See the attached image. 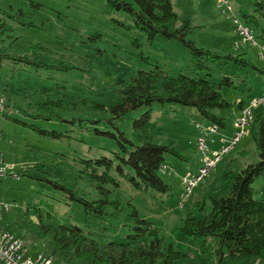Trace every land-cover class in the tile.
Instances as JSON below:
<instances>
[{
	"label": "rangeland",
	"instance_id": "obj_1",
	"mask_svg": "<svg viewBox=\"0 0 264 264\" xmlns=\"http://www.w3.org/2000/svg\"><path fill=\"white\" fill-rule=\"evenodd\" d=\"M172 1L179 25L188 19L194 27L189 39L198 48L224 56L244 54L264 71L262 32L247 24L243 17L254 14L251 0H227L229 17L217 0ZM12 8L14 12L25 13L26 24L10 21L12 32L3 53L25 57L35 64L5 62L1 69L0 96L18 113L0 119V150L9 169L0 179V230L23 241L32 258L40 254L49 256V240H37L27 227L38 224L41 214L48 225H78L99 245L123 242L134 227L131 201L141 218L160 229L163 248L173 246L185 255L181 264H213L216 241L185 236L181 230L183 220L188 214L197 219L208 216L212 210L209 197L220 190L224 174L260 161L255 137L264 129V104L252 109L254 125L189 196L183 178L188 174L197 176L204 157L198 144L201 136L197 124L209 128L210 123L192 107L153 104L152 122L158 124V143L176 149L184 157L166 156V169L161 171V177L173 189L166 195L152 190L117 192L114 199L120 201L121 210L108 207L111 216L104 219L87 216L79 203L52 183L84 189L90 199L98 197L87 181H77L75 159L114 158L121 151L118 131L103 120L110 117L105 111L118 103L122 87L131 86L139 72L157 68L171 78L181 74L203 77L205 73L195 70L196 58L181 42L160 37L149 41L126 14L109 10L105 0H0V10L9 12ZM235 18L253 32L256 44H243L244 37L236 29ZM261 25L264 27V22ZM211 67L216 83L227 76L233 78L237 87L222 90L225 100L234 107L231 111L217 112L226 118V127L219 128L218 135L213 137L215 150L221 151L223 142L230 146L239 132L235 125L242 113L239 104L242 102L247 110L252 100L264 96V74L248 70V79L242 82L235 78L231 63L219 62ZM149 109L128 114L122 121H115L116 126L136 143L133 122ZM22 112L55 118L42 126L63 133L64 137L48 140L34 136L11 120L30 121ZM253 187L264 198V176L256 179ZM57 263L80 264L65 260Z\"/></svg>",
	"mask_w": 264,
	"mask_h": 264
},
{
	"label": "trees",
	"instance_id": "obj_2",
	"mask_svg": "<svg viewBox=\"0 0 264 264\" xmlns=\"http://www.w3.org/2000/svg\"><path fill=\"white\" fill-rule=\"evenodd\" d=\"M105 2L109 10L126 14L149 41L152 42L160 37L165 41L181 42L195 56V70L205 75L189 77L181 74L177 78H171L159 68L156 71L139 72L131 86L122 87L118 103L107 107L105 113L110 117L103 122L105 121V125H112L118 131L121 151L117 152L114 158L102 156L85 159L82 156L75 159L77 181H87L96 190L98 197L90 199L84 189H73L52 183L70 200L79 203L87 216L100 219L111 216L108 207L121 210L120 201L114 199L117 192L148 193L152 190L160 195H166L173 189L161 177V171L166 168V156L180 159L184 157L176 149L158 143V124L152 122L153 104L192 107L197 110L200 118L210 125L224 129L226 118L219 116L217 112L231 111L234 104L225 100L222 90L237 89V87L233 78L227 76L220 83H216L211 64L219 62H224L225 65L233 64L235 78L242 82L248 79V70L254 69L264 74V71L249 62L244 54L224 56L198 48L189 39L194 27L188 19L179 25L180 20L175 13L172 0H132V2L105 0ZM251 2L254 14L243 17L247 24H253L262 32L260 38L264 41V27L261 25V22H264V0H251ZM25 17L22 10L14 14L0 10V75L5 62L35 64L25 57L3 53L6 39L12 32L10 21L25 25ZM3 93L6 95L7 90ZM242 104V102L239 104V108H242ZM145 107L150 109L133 122L137 137L135 143L116 126L115 121L120 122L128 114ZM22 114L30 121L11 120L34 136L48 140H60L64 137L63 133L42 126L43 122H51L55 118L26 112ZM84 121L87 120H81ZM107 136L116 138L114 134ZM255 143L260 161L248 165L241 171H229L224 174L220 190L209 197L212 210L208 216L197 219L192 214H188L183 220L181 230L185 236L216 241V260L213 264L264 263V198L262 193L257 192L253 187L256 179L264 176V129L258 137H255ZM212 148L215 150L214 145ZM257 194L260 197L257 198ZM129 206L132 209L134 227L123 242L99 245L95 240L87 237L78 225L70 223L48 225L43 222L42 214L38 215L40 218L38 224L31 222L30 224L33 225L27 227L33 230L37 240L43 238L49 240V244L47 243L49 257L53 258L56 264L59 260L69 263L79 261L80 264H181L185 255L176 251L173 246L163 248L160 229L150 220L141 218L131 201ZM202 207L203 205H200V208Z\"/></svg>",
	"mask_w": 264,
	"mask_h": 264
},
{
	"label": "built area",
	"instance_id": "obj_3",
	"mask_svg": "<svg viewBox=\"0 0 264 264\" xmlns=\"http://www.w3.org/2000/svg\"><path fill=\"white\" fill-rule=\"evenodd\" d=\"M217 1L219 6L224 8V15L229 17V12L231 10L228 6V1ZM234 22L237 25V31L240 32L244 37L243 44H256V38L254 37L253 32L247 26L242 24L237 18L234 19ZM262 57H264V54H262ZM262 104H264V96L262 98L252 100L250 107L247 110L242 109V113L240 114L241 116L235 120V125L239 132L232 140V144L230 146H227L226 142H223L224 147L221 149V151L214 150L212 148V145L215 143V139L213 137L218 134L219 128L213 125H210L209 128H203L201 124H197L199 131L202 134L200 135L201 137L198 140V144L204 157L202 166L200 167L197 176L193 177L191 174H188L183 178V184L186 186L187 196H189L193 189H195L199 183L208 176L212 169L218 166L223 155L235 147L239 140L247 133L248 128L254 123L252 109ZM17 113L18 110L8 106L6 104L5 98L0 96V119L10 117ZM1 136L2 130L0 128V138ZM8 170L9 169L4 162L3 152L0 150V179L8 172ZM28 253L29 249L23 241L16 240L8 232L0 230V264H56L54 259L49 256L41 254L37 258H32L28 256Z\"/></svg>",
	"mask_w": 264,
	"mask_h": 264
},
{
	"label": "crops",
	"instance_id": "obj_4",
	"mask_svg": "<svg viewBox=\"0 0 264 264\" xmlns=\"http://www.w3.org/2000/svg\"><path fill=\"white\" fill-rule=\"evenodd\" d=\"M15 10H14V8H12L11 10H9V13H11V14H14L15 12H14ZM263 47H264V45H263ZM242 108H243V104H242ZM242 108H240V110L242 109ZM218 135V134H217ZM215 137V136H214ZM215 148V147H214Z\"/></svg>",
	"mask_w": 264,
	"mask_h": 264
}]
</instances>
